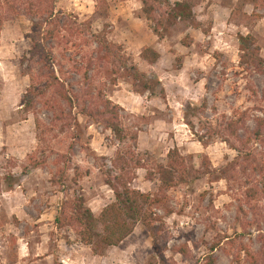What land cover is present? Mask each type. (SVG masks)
I'll return each mask as SVG.
<instances>
[{"label": "rangeland", "instance_id": "obj_1", "mask_svg": "<svg viewBox=\"0 0 264 264\" xmlns=\"http://www.w3.org/2000/svg\"><path fill=\"white\" fill-rule=\"evenodd\" d=\"M166 1L149 0V22L140 0L111 1L107 18L96 14L95 0H59L57 9L91 22L94 35L117 48L120 58L106 64L107 74L91 73L88 105L94 108L104 90L121 107L124 129L138 136L145 169L132 188L161 201L153 213L161 219L156 227L169 264H204L218 244L217 264H254L251 255L259 256L264 245V194L254 199L248 192L264 190V139L254 137L264 120V76L251 65L254 42L242 48L239 39H255L264 60V19L255 16L264 17V1L256 6L254 0H169L172 6L186 2L194 12L176 23ZM1 15L0 264H160L142 223L103 256H95L72 229L56 227L63 201L81 197L97 217L115 202L108 186L117 176L112 160L133 143H121L102 124L80 116L83 106L73 114L77 124L65 121L61 110H70L53 91L34 111L23 107L32 85L23 62L33 47V20L8 5ZM149 26L159 28L163 39ZM147 48L161 55L156 65L142 59ZM95 50L94 44L91 50L73 48L68 59L87 63ZM121 57L148 76L155 95L123 75ZM64 63V79L76 93L85 92L82 76ZM175 150L186 181L160 192L161 166H169ZM185 247L186 256L179 253Z\"/></svg>", "mask_w": 264, "mask_h": 264}, {"label": "trees", "instance_id": "obj_2", "mask_svg": "<svg viewBox=\"0 0 264 264\" xmlns=\"http://www.w3.org/2000/svg\"><path fill=\"white\" fill-rule=\"evenodd\" d=\"M58 1H5V5H8L12 12L21 13L33 20L31 32L28 34L33 47L23 62L24 66L28 67L26 70L28 76L31 77L32 85L24 96L23 107L29 111H34L37 101L45 98L47 92L53 91L54 95L66 103L70 110V113L67 114L64 110L60 109L65 121H69L68 119L71 118L77 124L78 118L73 114L75 110H79L83 106L82 110L78 113L80 116L93 119L97 123L102 124L112 131L121 143L127 144L131 142L133 144H128L127 147L119 149L112 160V167L117 176L109 180L108 186L114 192L115 202L107 206L97 217L86 206L85 201L81 197L76 198L74 201H63L58 209L55 225L60 230L72 229L79 238V241L83 245L90 247L95 256H103L108 249L120 247L134 234L137 225L142 223L154 240V247L160 258V264H169L165 250L159 240L161 234L160 227H156V224L161 222V219L153 213L154 208L161 201L132 188L133 182L137 179V172L145 169V160L136 148L138 136L128 133L124 129L121 107L107 99L104 90H100L98 95H96L93 103L94 108L88 105L94 94V90L90 84L93 79L91 73L94 72L97 75L107 74L108 70L104 68L106 64H112L114 60L120 58V55H116L117 48L115 46L108 43L101 36L94 35L91 22L81 23L75 15L58 10ZM111 1L95 0L96 14L101 18H107L110 12ZM140 1L143 5V13L147 16L146 20L149 22V16L153 14L154 9L149 7V0ZM153 1L159 3L162 0ZM262 1L264 0H254V4L259 6ZM249 2H253V0ZM166 3L171 4L169 0ZM5 5L0 4V22L2 21L1 12L5 8ZM170 7L175 23L179 20H189L193 17V9L186 2H177L173 6L171 4ZM255 16L259 19H264L261 15ZM195 24L193 26L199 28ZM149 28L159 39H163L159 28H152L151 26ZM239 40L242 48H247L249 42H254V52L251 56L253 62L251 65L255 67L259 74L264 76V60L261 57V49L257 46L256 40L252 37L244 36H240ZM93 44L97 45V50L93 51V57H90L89 62H76L74 59H68V55L72 54L71 50L73 48L74 50L78 48L81 50L82 48L91 50ZM58 49H61L62 53L57 51ZM120 50L122 49L119 48ZM242 51L244 52L245 50ZM57 52H59V55H57ZM141 57L150 65H156L161 60V55L153 48L145 49ZM64 62L71 64L75 68L76 75L82 76L84 85H87L85 92L76 93L74 85L68 84V81L64 79ZM119 62L125 70L123 75L133 78L134 82L139 84L143 92L156 94L152 81L149 80L145 73L141 72L138 67L129 65L126 58L121 57ZM83 66H86L85 73H82ZM158 84L160 85V82ZM161 96L162 99L165 98L163 92ZM37 126L40 128L39 121ZM254 137L258 141L264 139V120L259 121ZM71 148L73 150L75 145H72ZM231 148L237 151L233 147ZM180 159L182 157L177 150L171 151L169 153V166H161L162 184L160 192H167L186 181V172L183 171L184 169H181L180 172V166H177ZM37 166L39 165H34L33 167L38 168ZM155 176L153 173H150L148 180L154 181ZM9 189L13 191L14 185H11ZM260 194H264V190L261 192L254 190V193L253 191L248 192V196H254V199ZM262 238L264 242V233H262ZM218 248L219 244L213 246L211 255L206 257L204 264H217V258L214 253ZM188 252V247L179 251L184 256L188 255ZM261 255H264V245L259 256L251 255L254 264H264V258Z\"/></svg>", "mask_w": 264, "mask_h": 264}]
</instances>
